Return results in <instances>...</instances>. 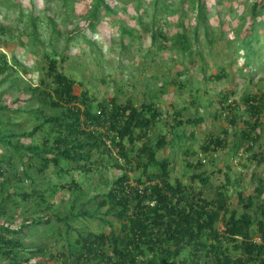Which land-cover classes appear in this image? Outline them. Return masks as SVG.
Returning a JSON list of instances; mask_svg holds the SVG:
<instances>
[{"label": "rangeland", "instance_id": "obj_1", "mask_svg": "<svg viewBox=\"0 0 264 264\" xmlns=\"http://www.w3.org/2000/svg\"><path fill=\"white\" fill-rule=\"evenodd\" d=\"M111 1L118 14L102 18V32L96 30L86 39L67 41L68 32L81 23L88 0H76L73 10L63 0H0V104L8 107L0 113V128L17 133L29 131L44 117L33 109L51 113L31 96L29 89L38 83L40 65L47 53L58 60L64 59L59 68L76 81V94L86 89L98 100L114 96L117 101L131 100L135 105L143 101L156 103L162 113L150 135L154 139L162 135L169 141L158 149L157 155L170 159L171 183L177 178L181 184H192L203 197L225 199L229 212L262 218L259 207H264V110L252 140H244L240 133L244 126L241 120L245 118L242 95L264 93V0H261L263 13L257 31L259 40L253 43L258 57L251 63L259 66L251 71H240L242 51L237 50L231 38H235L234 28L240 24L241 16L248 18L254 0H208V20L198 25L195 36L193 11L186 2L163 0L169 10L157 11L155 17L152 0ZM179 22H184L187 28L188 50L173 45L158 49L150 43L149 30H161L170 37L182 28ZM4 61L7 62L5 69ZM220 67L228 69V76L217 79L213 74ZM222 94L226 95L227 103L237 102L233 109L224 106ZM176 111L182 112L183 119H203L194 126L179 127L174 119ZM233 114L238 118L234 126L229 121ZM224 129L227 134L222 133ZM173 130H179L184 137L172 141ZM211 136H218L222 145L215 151L202 152L200 147ZM20 141L25 145L34 140L32 136H25ZM49 171L47 177L37 176L36 180L42 187L51 188L49 203L60 209L61 214L69 213L71 201L82 200L76 196L86 199L100 190L106 191V184L117 174L111 168L93 170L89 175L77 170L56 175ZM191 175L207 176L208 180L202 183ZM71 177L81 183L84 193L67 187ZM19 185L11 184L8 191L20 194L28 189L27 181ZM260 186L263 192L258 195ZM37 208L32 201L19 207L10 204L0 212V226L18 229L42 213ZM71 222L85 229H104L101 221L92 218ZM214 225L221 228L222 220L218 219ZM50 228L35 226L18 235L23 243L21 252L29 257L30 264L58 263L60 256L56 257L55 253L63 249L65 239L63 234H57V228L53 231ZM250 232L258 241L255 224L251 225ZM34 244L46 250L32 254L29 250L34 249ZM224 245L225 252L232 256L237 253L229 243ZM47 248L54 258H49ZM184 248L185 253H191L188 246ZM183 257L182 254L174 257L175 264H181ZM148 258H151L149 254L143 257L145 261ZM157 259V264H163L160 257ZM0 264H8V260L0 258Z\"/></svg>", "mask_w": 264, "mask_h": 264}, {"label": "trees", "instance_id": "obj_2", "mask_svg": "<svg viewBox=\"0 0 264 264\" xmlns=\"http://www.w3.org/2000/svg\"><path fill=\"white\" fill-rule=\"evenodd\" d=\"M180 1L188 3L193 11L195 36L198 25L208 20V0ZM261 2L254 0L248 18L241 16L240 24L234 28L235 38L231 39L236 42L237 50L242 51L243 58L240 71H251L259 66V63H251L258 57L253 43L259 40ZM74 3L76 0H63L64 5L70 4L71 10ZM151 5L155 17L157 11L169 10L163 0H152ZM117 14L111 0H88L81 23L68 32L66 40L86 39L96 30L102 32V18ZM179 26L182 28L170 37L151 28L148 31L150 43L158 49L173 45L188 50L187 28L184 22H179ZM61 61L64 59L45 53L39 81L29 86L31 96L51 113L46 112L47 115L41 108L33 109L44 117L29 131L17 133L0 128V212L10 204L19 207L30 201L42 212L18 229L0 226V258L8 260V264H30L29 257L21 252L23 243L18 235L25 234L27 228L44 225L52 231L57 228V234H63L65 239L63 249L55 253L56 257L60 256L57 264H157V257L163 264H175L173 258L181 254L184 255L181 264H264V207H259L262 218L256 215L252 218L246 213L229 212L225 199L203 197L190 183L181 184L177 178L171 183L170 159L157 155L158 149L169 141L162 135L156 139L150 135L162 113L156 103L143 101L135 105L131 100L117 101L114 96L98 100L86 89L76 94V81L59 68ZM4 63L3 69L7 65ZM218 70L213 74L217 79L228 76V69L220 67ZM220 97L230 110L237 104L227 103L225 94ZM241 99L245 118L241 120L244 126L240 136L250 141L260 124L264 93H245ZM7 109V105L0 104V113ZM175 114L179 127L194 126L203 119H183L181 111ZM235 116L229 119L230 125L238 123ZM171 133L172 141L184 137L179 130ZM222 133L227 134V130ZM25 136H32L34 141L22 144L20 138ZM220 145L221 139L211 136L200 149L206 153ZM105 168L117 170L115 178L106 184L107 190L86 199L76 196L82 200L71 201L68 214H61L60 209L49 203L51 188L42 187L36 180L37 176L47 177L49 170L55 175L71 170L89 175L93 170ZM195 177L202 183L208 180L207 176L191 175L192 179ZM26 181L28 189L22 193L8 191L11 184L24 185ZM66 185L84 193L81 183L75 182L73 177ZM257 190L258 195L262 194L261 186ZM78 218L99 220L104 229L95 231L72 225L71 220ZM218 219L222 220L221 228L214 225ZM252 224L256 225L258 241L250 232ZM228 243L237 249L233 256L223 249ZM187 246L191 253L184 252ZM44 248L36 244L29 252H44ZM49 254V258L55 257L51 251ZM146 254L151 257L147 261L143 259Z\"/></svg>", "mask_w": 264, "mask_h": 264}]
</instances>
